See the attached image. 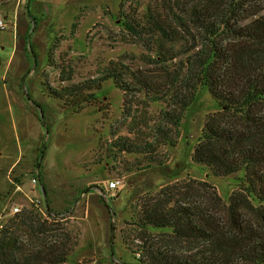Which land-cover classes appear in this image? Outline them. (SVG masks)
I'll return each instance as SVG.
<instances>
[{"label":"rangeland","instance_id":"rangeland-1","mask_svg":"<svg viewBox=\"0 0 264 264\" xmlns=\"http://www.w3.org/2000/svg\"><path fill=\"white\" fill-rule=\"evenodd\" d=\"M163 1L0 0L6 23L0 29V225L5 227L16 206L34 208L43 185L53 214L64 215L63 228L76 237L66 264H137L123 232L133 209L166 186L203 181L225 202L240 189L243 175L216 178L192 160L208 116L220 111L207 90H195L196 101L179 127H172L175 146L141 155L114 151L112 144L118 138L154 143L153 129L171 103H150L140 94L128 104L109 80L96 103L73 113L45 90L66 85L60 82L62 67L79 84L117 61L153 86L166 83L183 58L163 62L151 44L122 25L126 15L138 18ZM178 33L177 49L190 48L197 36L182 27ZM35 177L41 188L33 184ZM115 180L121 185L110 190Z\"/></svg>","mask_w":264,"mask_h":264},{"label":"trees","instance_id":"trees-1","mask_svg":"<svg viewBox=\"0 0 264 264\" xmlns=\"http://www.w3.org/2000/svg\"><path fill=\"white\" fill-rule=\"evenodd\" d=\"M122 25L163 62L183 58L166 83L153 86L117 61L99 77L73 84L72 71L62 67L66 85H45L49 96L80 113L111 80L128 104L140 94L150 103H171L153 129L156 145L129 138L112 144L114 151L141 155L175 146L172 127H179L197 99L195 90L203 88L220 111L208 116L192 160L216 178L243 175L228 202L203 181L162 188L133 209L123 232L126 249L137 264H264V0H164L138 18L126 15ZM180 27L198 36L190 48L177 49ZM46 205L48 217L26 208L0 231V264L68 262L76 237L65 231L64 215L53 214L47 197Z\"/></svg>","mask_w":264,"mask_h":264},{"label":"built area","instance_id":"built-area-1","mask_svg":"<svg viewBox=\"0 0 264 264\" xmlns=\"http://www.w3.org/2000/svg\"><path fill=\"white\" fill-rule=\"evenodd\" d=\"M6 28V23L3 20H0V29L3 30ZM33 184L35 186H39L40 187V178L39 177H35L32 179ZM121 185L120 181L115 180L113 182L110 183L109 188L110 190H116L118 189V187ZM41 188V187H40ZM40 193L41 196L35 198L33 200V204L35 206V208L37 209V211L44 217H48L49 213L47 210V205H46V197L44 195V192L42 189H40ZM22 211V209L19 206H16L14 208V214L16 213H20ZM4 226L0 225V231L3 230Z\"/></svg>","mask_w":264,"mask_h":264},{"label":"water","instance_id":"water-1","mask_svg":"<svg viewBox=\"0 0 264 264\" xmlns=\"http://www.w3.org/2000/svg\"><path fill=\"white\" fill-rule=\"evenodd\" d=\"M42 190H43V192H44V189H43V187L41 188ZM63 216H57V218H62Z\"/></svg>","mask_w":264,"mask_h":264},{"label":"crops","instance_id":"crops-1","mask_svg":"<svg viewBox=\"0 0 264 264\" xmlns=\"http://www.w3.org/2000/svg\"><path fill=\"white\" fill-rule=\"evenodd\" d=\"M20 3H21V0H18L17 4L19 5ZM2 4H4V2Z\"/></svg>","mask_w":264,"mask_h":264}]
</instances>
